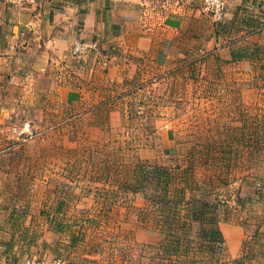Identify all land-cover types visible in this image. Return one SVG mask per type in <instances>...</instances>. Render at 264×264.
<instances>
[{
    "label": "rangeland",
    "instance_id": "374dc122",
    "mask_svg": "<svg viewBox=\"0 0 264 264\" xmlns=\"http://www.w3.org/2000/svg\"><path fill=\"white\" fill-rule=\"evenodd\" d=\"M244 3L235 38L232 19L210 37L217 26L205 9L147 52L116 39L87 48L73 60L79 101L28 102L26 90L12 98L0 88V259L264 264V0ZM131 23L113 24L109 37L132 38L118 33ZM112 53L122 54L115 75ZM151 165L186 177L169 190L182 203H212L222 247L204 248L193 223L181 232L187 247L169 249L153 207L162 186L136 181Z\"/></svg>",
    "mask_w": 264,
    "mask_h": 264
},
{
    "label": "crops",
    "instance_id": "0c3cea01",
    "mask_svg": "<svg viewBox=\"0 0 264 264\" xmlns=\"http://www.w3.org/2000/svg\"><path fill=\"white\" fill-rule=\"evenodd\" d=\"M224 1L226 10L222 19L209 14L218 29L211 28L210 37H222L231 19L237 27L235 32H229L234 38L246 28L240 22V14L248 11L245 7L250 8L251 3ZM203 12L201 0H37L26 7L0 0V88L12 98L14 91L26 90L28 102L40 97L57 98L67 104L79 101L81 88L75 86L77 78L72 75L73 60L77 56L72 47L77 40L108 46L116 39L121 47L125 43L139 52H147L156 43L172 42L181 30L185 32L188 26L193 27L191 20L200 22ZM129 22H132L131 30L122 27L118 33L132 38L109 37L113 24ZM194 28L193 36L200 37L202 32L196 25ZM121 57L120 53L107 57L113 75L119 68L117 59ZM22 93L19 99L24 98ZM0 264L9 263L0 259Z\"/></svg>",
    "mask_w": 264,
    "mask_h": 264
},
{
    "label": "trees",
    "instance_id": "16d2710c",
    "mask_svg": "<svg viewBox=\"0 0 264 264\" xmlns=\"http://www.w3.org/2000/svg\"><path fill=\"white\" fill-rule=\"evenodd\" d=\"M147 167L148 169L141 167L139 171L140 176L136 177V181L142 184L145 181L147 183L155 182L156 185L162 186L161 189L163 191L157 195L158 200H154L153 207L154 204L157 207L160 206L156 208L155 205L154 207V209H158L156 219L158 220L159 227L166 233L163 242L172 243L169 245V249L178 252L187 247L185 242H190V238L192 237H183L181 232L190 229L193 223L200 224L198 235L204 243V248L213 249L214 247H222L224 235L218 225L214 209L211 207L212 203L204 197L194 198L193 200L188 199V201L182 203L183 198L171 195L169 190L171 185H176L175 182H181L184 178L177 179L178 174H175L170 168L163 165H151ZM184 180H186V177ZM180 191L182 195L186 196L187 187L181 188ZM181 203L185 207H182L183 212L179 213ZM210 259L216 261L215 255Z\"/></svg>",
    "mask_w": 264,
    "mask_h": 264
},
{
    "label": "built area",
    "instance_id": "2783aa9c",
    "mask_svg": "<svg viewBox=\"0 0 264 264\" xmlns=\"http://www.w3.org/2000/svg\"><path fill=\"white\" fill-rule=\"evenodd\" d=\"M9 3L14 4L18 7H26L29 4L36 3L37 0H7ZM204 8L211 12L217 19H221L226 10V1L224 0H203ZM98 44L97 41L92 43L89 41H77L73 44L72 52L73 54L79 56L89 47H96ZM25 264H66L65 260L62 257H57L52 260L46 258H31L28 257L25 261Z\"/></svg>",
    "mask_w": 264,
    "mask_h": 264
}]
</instances>
